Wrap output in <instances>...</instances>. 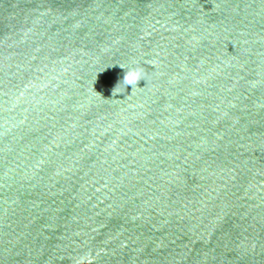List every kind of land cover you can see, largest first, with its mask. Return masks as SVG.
I'll list each match as a JSON object with an SVG mask.
<instances>
[{
  "label": "water",
  "instance_id": "water-1",
  "mask_svg": "<svg viewBox=\"0 0 264 264\" xmlns=\"http://www.w3.org/2000/svg\"><path fill=\"white\" fill-rule=\"evenodd\" d=\"M0 264H264V0H0Z\"/></svg>",
  "mask_w": 264,
  "mask_h": 264
},
{
  "label": "clouds",
  "instance_id": "clouds-1",
  "mask_svg": "<svg viewBox=\"0 0 264 264\" xmlns=\"http://www.w3.org/2000/svg\"><path fill=\"white\" fill-rule=\"evenodd\" d=\"M123 68V66H120ZM124 69V68H123ZM143 79L142 72L138 67H130L126 70L125 75L123 76V83L125 86H133L137 85V82L139 80ZM118 92H116L115 88L113 90V95H116Z\"/></svg>",
  "mask_w": 264,
  "mask_h": 264
}]
</instances>
